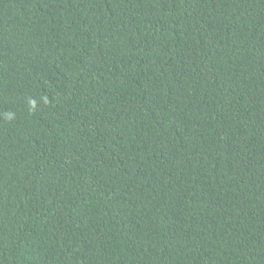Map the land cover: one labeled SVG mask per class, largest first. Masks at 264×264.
<instances>
[{"label":"trees","instance_id":"1","mask_svg":"<svg viewBox=\"0 0 264 264\" xmlns=\"http://www.w3.org/2000/svg\"><path fill=\"white\" fill-rule=\"evenodd\" d=\"M0 264H264V0H0Z\"/></svg>","mask_w":264,"mask_h":264}]
</instances>
